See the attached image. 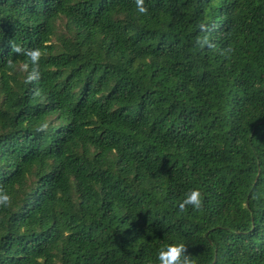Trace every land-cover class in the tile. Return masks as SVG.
I'll return each instance as SVG.
<instances>
[{"label":"trees","instance_id":"16d2710c","mask_svg":"<svg viewBox=\"0 0 264 264\" xmlns=\"http://www.w3.org/2000/svg\"><path fill=\"white\" fill-rule=\"evenodd\" d=\"M143 4L0 0V264H264V0Z\"/></svg>","mask_w":264,"mask_h":264},{"label":"clouds","instance_id":"9594fccd","mask_svg":"<svg viewBox=\"0 0 264 264\" xmlns=\"http://www.w3.org/2000/svg\"><path fill=\"white\" fill-rule=\"evenodd\" d=\"M136 9L139 13H146L147 9L144 7L143 0H135ZM207 43L206 40L201 41ZM12 52L18 55L26 56L28 62L32 65V71L28 73L27 80H35L39 78V72L37 70L38 62L41 56L39 49H21L20 47L13 46ZM43 127V125L41 126ZM8 196L0 194V204H6ZM202 204L201 193L197 189H191L187 191L182 200L179 202L178 207L183 211L186 207L191 209H199ZM185 244L169 243L166 246L160 248L156 254V260L158 264H191L189 255L184 251Z\"/></svg>","mask_w":264,"mask_h":264}]
</instances>
